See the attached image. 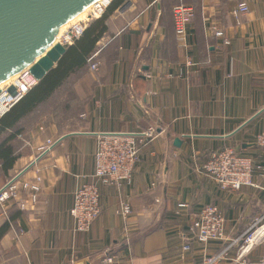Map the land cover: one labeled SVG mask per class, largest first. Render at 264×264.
Returning a JSON list of instances; mask_svg holds the SVG:
<instances>
[{
	"label": "crops",
	"instance_id": "crops-1",
	"mask_svg": "<svg viewBox=\"0 0 264 264\" xmlns=\"http://www.w3.org/2000/svg\"><path fill=\"white\" fill-rule=\"evenodd\" d=\"M245 1L249 13L236 20L229 0H202L186 45L163 0L160 7L127 0L110 15L99 70L90 71L96 84L84 91L80 112L61 127L47 116L26 133L27 152L12 176L47 140L56 145L22 176L42 170L37 203L0 217V228L9 226L0 264H200L218 255V264L259 263L264 242L239 257L242 237L264 215V148L255 142L264 128V0ZM212 23L229 45L212 39ZM149 129L156 137L141 149L131 180L101 185L99 219L88 233L76 232L73 195L94 181L97 140ZM227 148L251 160L253 185L222 190L205 173L210 154ZM209 205L225 219L226 240L203 245L190 229Z\"/></svg>",
	"mask_w": 264,
	"mask_h": 264
},
{
	"label": "built area",
	"instance_id": "built-area-1",
	"mask_svg": "<svg viewBox=\"0 0 264 264\" xmlns=\"http://www.w3.org/2000/svg\"><path fill=\"white\" fill-rule=\"evenodd\" d=\"M115 0H100L93 5L86 17L72 23L61 35L57 36L56 43L74 46L87 30L91 21L102 17ZM235 7L231 14L239 20L249 13V6L245 0H229ZM173 24L178 40L186 45L189 37V27L194 18L195 11L190 5L179 4L172 9ZM211 37L221 40L223 45H229L224 39V32L217 24L210 25ZM96 52L89 60L90 71H98L100 63L92 61L98 56ZM38 81L25 69L14 77L7 85L0 87V127L1 120L6 116L33 88ZM1 86V85H0ZM14 89V95L10 89ZM40 132L45 131L40 127ZM156 137V130L149 129L141 133H115L107 134L97 140L95 159L94 181L82 185L73 195V204L70 215L75 221V231L88 233L101 214L100 198L101 185L110 183L129 182L135 171L141 149L147 141ZM256 145L264 148V128L256 137ZM56 143L47 140L37 149V155L31 163L20 173L13 176L4 187L0 189V217L8 215L10 208L25 211L33 207L41 195L43 188L42 170L36 169L32 179H22L23 173L34 167L38 161L47 155ZM253 164L250 159L241 157L235 150L227 148L214 151L208 161L203 165L205 173L218 184L222 190L239 191L243 187L251 186ZM180 207H184L181 205ZM124 215H129L128 206H124ZM225 219L216 206H204L195 214L191 232L193 237L203 245L211 242L224 241ZM264 242V215L255 219L253 225L244 234L240 241V255L250 252L254 247ZM189 247L185 246L184 250ZM224 259V255L208 256L200 264H218ZM105 262L112 263V258H106ZM258 264H264V256Z\"/></svg>",
	"mask_w": 264,
	"mask_h": 264
},
{
	"label": "trees",
	"instance_id": "trees-1",
	"mask_svg": "<svg viewBox=\"0 0 264 264\" xmlns=\"http://www.w3.org/2000/svg\"><path fill=\"white\" fill-rule=\"evenodd\" d=\"M126 1L115 0L102 17L91 21L83 37L69 47L57 66L1 120L0 184L5 186L13 177L11 172L17 160L27 152L24 144L26 133L37 122L53 116L61 127L63 121L80 112L89 95L84 91L96 84L90 74L88 60L99 52L98 44L108 31L107 21L110 15L119 10ZM163 1L164 5L172 4L171 9L179 4L190 5L194 8L195 17L201 11L202 0ZM98 56L92 63L98 62ZM8 228V225L0 228V240Z\"/></svg>",
	"mask_w": 264,
	"mask_h": 264
},
{
	"label": "water",
	"instance_id": "water-1",
	"mask_svg": "<svg viewBox=\"0 0 264 264\" xmlns=\"http://www.w3.org/2000/svg\"><path fill=\"white\" fill-rule=\"evenodd\" d=\"M99 1L0 0V85L25 69L40 83L69 49L57 35Z\"/></svg>",
	"mask_w": 264,
	"mask_h": 264
},
{
	"label": "bare ground",
	"instance_id": "bare-ground-1",
	"mask_svg": "<svg viewBox=\"0 0 264 264\" xmlns=\"http://www.w3.org/2000/svg\"><path fill=\"white\" fill-rule=\"evenodd\" d=\"M93 8V6H91L89 9H87L86 11H84L82 14H80L79 16H77L76 18H74L66 27H64L60 33L57 35L58 37H60V35L74 22L76 21H80L82 19H84L86 17V15L89 13V11ZM15 77V76H14ZM14 77L10 78L9 80H7L6 82H4L3 84H1L0 87H3L4 85H7L9 84L13 79Z\"/></svg>",
	"mask_w": 264,
	"mask_h": 264
},
{
	"label": "rangeland",
	"instance_id": "rangeland-1",
	"mask_svg": "<svg viewBox=\"0 0 264 264\" xmlns=\"http://www.w3.org/2000/svg\"><path fill=\"white\" fill-rule=\"evenodd\" d=\"M58 101L60 102L61 101V98H59Z\"/></svg>",
	"mask_w": 264,
	"mask_h": 264
}]
</instances>
